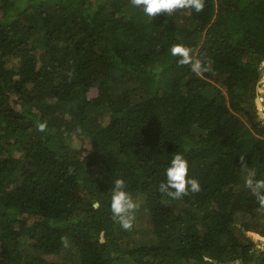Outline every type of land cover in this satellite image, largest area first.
<instances>
[{
  "label": "trees",
  "instance_id": "obj_1",
  "mask_svg": "<svg viewBox=\"0 0 264 264\" xmlns=\"http://www.w3.org/2000/svg\"><path fill=\"white\" fill-rule=\"evenodd\" d=\"M263 61L264 0L155 17L133 0H0V264H264L246 234L264 236L246 185L264 177ZM177 152L200 191L174 199L159 185ZM117 178L138 203L127 230Z\"/></svg>",
  "mask_w": 264,
  "mask_h": 264
},
{
  "label": "clouds",
  "instance_id": "obj_2",
  "mask_svg": "<svg viewBox=\"0 0 264 264\" xmlns=\"http://www.w3.org/2000/svg\"><path fill=\"white\" fill-rule=\"evenodd\" d=\"M133 5L142 9L147 17H155L157 14L172 13L177 9H192L199 13L204 8V0H133ZM173 57H178V63L189 65L196 75H201L209 70L206 63L196 58L194 50L182 43H174L170 49ZM46 122H39L37 129L44 131ZM189 161L182 152L173 155L164 171V181L160 183V192L169 198H180L187 192H199L200 183L188 176ZM246 185L251 189L256 200L261 207H264V177L257 178L255 173H251L246 180ZM101 206L100 200L92 202V208ZM110 211L114 220L118 221L123 229H131L135 219V210L138 208L137 201L129 191L126 190L124 180L117 178L113 182L110 195ZM65 246L67 242L65 241Z\"/></svg>",
  "mask_w": 264,
  "mask_h": 264
},
{
  "label": "rangeland",
  "instance_id": "obj_3",
  "mask_svg": "<svg viewBox=\"0 0 264 264\" xmlns=\"http://www.w3.org/2000/svg\"><path fill=\"white\" fill-rule=\"evenodd\" d=\"M262 65L264 66V63H262ZM263 79H264V75H263ZM261 88H264V81L259 85ZM87 95L89 96V97H95L96 96V91H95V89L93 88V89H91L89 92H87ZM256 97H258V98H260V99H264V93H262V92H257V95H256ZM261 110H262V108H261ZM263 111V110H262ZM256 113H257V118L258 119H261L262 121H263V123H264V111L263 112H261L260 111V113H258V111H257V107H256ZM252 231H247L246 232V234H247V236L253 241V243H254V248H256V249H261V248H263L264 247V236H261V235H259V234H257V233H255V232H253V233H255V234H253V233H251Z\"/></svg>",
  "mask_w": 264,
  "mask_h": 264
},
{
  "label": "water",
  "instance_id": "obj_4",
  "mask_svg": "<svg viewBox=\"0 0 264 264\" xmlns=\"http://www.w3.org/2000/svg\"><path fill=\"white\" fill-rule=\"evenodd\" d=\"M262 63H264V61ZM261 73H262V78H261L260 82L262 83L264 81V79H263L264 69L262 70ZM257 92L264 93V88L257 86ZM255 106L257 107L258 113H260V111L263 112L264 111V99H260L258 97H255ZM261 108L263 111L261 110Z\"/></svg>",
  "mask_w": 264,
  "mask_h": 264
}]
</instances>
